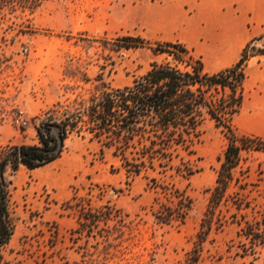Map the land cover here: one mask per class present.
Wrapping results in <instances>:
<instances>
[{
	"label": "rangeland",
	"instance_id": "374dc122",
	"mask_svg": "<svg viewBox=\"0 0 264 264\" xmlns=\"http://www.w3.org/2000/svg\"><path fill=\"white\" fill-rule=\"evenodd\" d=\"M140 2L6 0L0 7V146L37 144L40 124L64 116L58 102L73 111L80 97L89 98L103 85L131 86L150 70L151 63L164 60L147 48L113 50L114 41L122 37L159 41L142 25ZM255 45L264 49V39ZM256 66L251 64V77ZM247 90L233 128L240 135H264V122L258 124L264 114L259 109L254 114L250 81ZM200 131L193 154L179 150L173 168L164 171L156 163V171L139 176H129L113 150L91 135L71 134L57 161L34 171L21 167L12 174L16 229L4 260L11 264H182L195 247L209 204L208 190L216 185L218 157L228 144L212 121L207 120ZM181 159L194 166L193 176L177 173ZM239 171L236 176L245 189L232 186L228 201L217 208L199 264H249L253 259L240 257L241 243L247 241L237 236V223L262 222L264 229V153L244 154ZM147 178L174 186L192 199L183 224L155 220L151 206L157 194L147 187ZM73 197L72 204L86 199L93 210L106 206L120 210L123 233L106 242L98 231L113 228L115 222L100 223L91 234L82 229L79 212L65 206ZM236 198H243L249 208L237 210ZM258 251L262 260L264 248Z\"/></svg>",
	"mask_w": 264,
	"mask_h": 264
},
{
	"label": "trees",
	"instance_id": "16d2710c",
	"mask_svg": "<svg viewBox=\"0 0 264 264\" xmlns=\"http://www.w3.org/2000/svg\"><path fill=\"white\" fill-rule=\"evenodd\" d=\"M5 3L6 0H0V7ZM263 39L261 36L252 40L234 66L210 74L205 71L201 58L195 57L182 43H150L141 37L117 38L113 43L115 51L147 48L155 57L164 56V60L151 63L150 70L131 86L114 89L103 85L89 98L80 97L74 101L73 111L58 102L56 106L64 108V116L59 121L49 119L40 124L36 129L37 144L0 146V264H11L4 260V250L16 229L15 189L11 177L21 167L34 171L52 164L62 156L69 136L84 132L112 149L129 176L156 171V163L166 171L173 168L171 163L179 156V150L189 155L194 153L193 147L201 136L200 128L209 120L221 130L228 144L218 157L216 185L208 190L209 204L196 235L195 247L182 263L199 264L217 208L228 201L232 186L245 189L246 184H241L236 176L241 172L244 154L264 153L263 138L240 135L233 128V120L239 115L246 96L248 63L264 55V49H256L255 45ZM175 169L186 178L197 172L190 161L183 159ZM147 180V187L157 194L151 206L155 220L164 225L183 224L192 209V199L156 178ZM75 199L67 201L65 206L79 212V225L89 234L100 223L107 225L109 222L116 224L98 231L106 242L113 234L123 233L125 220L120 210L111 206L93 210L86 199H80L79 205L72 204ZM234 202L239 211L249 208L243 198H236ZM237 224L240 227L237 236L247 241L241 243L243 253L240 257H252L249 264H264L258 251L264 248L263 223ZM108 246L111 247V243Z\"/></svg>",
	"mask_w": 264,
	"mask_h": 264
},
{
	"label": "crops",
	"instance_id": "0c3cea01",
	"mask_svg": "<svg viewBox=\"0 0 264 264\" xmlns=\"http://www.w3.org/2000/svg\"><path fill=\"white\" fill-rule=\"evenodd\" d=\"M142 25L152 38L182 43L213 74L234 66L246 46L264 36V0H141ZM257 66L249 73L251 64ZM245 83L254 86L252 109L264 114V55L252 58ZM240 111V112H241ZM261 119L258 124H262ZM264 124V123H263ZM252 136L263 138L264 135Z\"/></svg>",
	"mask_w": 264,
	"mask_h": 264
},
{
	"label": "built area",
	"instance_id": "2783aa9c",
	"mask_svg": "<svg viewBox=\"0 0 264 264\" xmlns=\"http://www.w3.org/2000/svg\"><path fill=\"white\" fill-rule=\"evenodd\" d=\"M21 124H22L23 126H26L27 123H26V121L22 120V121H21Z\"/></svg>",
	"mask_w": 264,
	"mask_h": 264
}]
</instances>
